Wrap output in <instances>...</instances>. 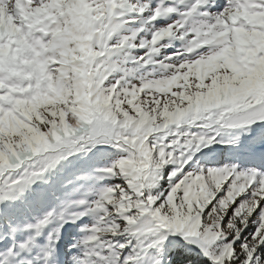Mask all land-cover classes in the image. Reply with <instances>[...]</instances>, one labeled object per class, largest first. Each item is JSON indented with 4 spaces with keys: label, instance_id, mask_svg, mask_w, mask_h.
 Wrapping results in <instances>:
<instances>
[{
    "label": "snow or ice",
    "instance_id": "snow-or-ice-1",
    "mask_svg": "<svg viewBox=\"0 0 264 264\" xmlns=\"http://www.w3.org/2000/svg\"><path fill=\"white\" fill-rule=\"evenodd\" d=\"M0 264H264V0H0Z\"/></svg>",
    "mask_w": 264,
    "mask_h": 264
}]
</instances>
